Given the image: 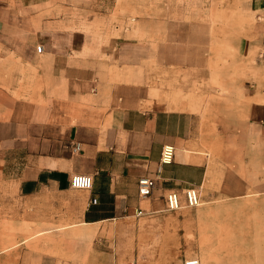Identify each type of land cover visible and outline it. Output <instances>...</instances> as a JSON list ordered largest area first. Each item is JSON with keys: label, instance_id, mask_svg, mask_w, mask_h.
Here are the masks:
<instances>
[{"label": "crops", "instance_id": "obj_1", "mask_svg": "<svg viewBox=\"0 0 264 264\" xmlns=\"http://www.w3.org/2000/svg\"><path fill=\"white\" fill-rule=\"evenodd\" d=\"M73 1L85 10H109V0H21L23 12L0 1V186L24 201L37 200L48 224L84 227L107 247L110 236L120 249L136 247L143 219L163 227L170 221L169 191L206 183L204 132L191 102L172 109L139 80L141 52H126L122 41L104 52V60L77 52L79 35L55 27L76 18L45 14ZM251 2L263 20L257 46L264 58V0ZM252 106L250 135H264V102ZM168 144L176 147V158L160 170ZM77 173L93 177L92 189L72 187ZM142 177L156 180L147 197L139 193Z\"/></svg>", "mask_w": 264, "mask_h": 264}, {"label": "rangeland", "instance_id": "obj_2", "mask_svg": "<svg viewBox=\"0 0 264 264\" xmlns=\"http://www.w3.org/2000/svg\"><path fill=\"white\" fill-rule=\"evenodd\" d=\"M0 1L11 9L21 2ZM251 1L109 0L103 13L73 1L45 10L76 18L75 24L55 27L79 35L77 52L104 60V52L122 41L126 52H141L136 75L161 100L191 102L204 132L206 183L212 189L207 194L199 186L204 204L169 212L164 227L143 219L136 247L120 249L114 237L107 247L101 235L89 236L84 227L46 223L50 218L39 215L37 200L24 201L2 185L0 264H114L119 255L120 264H184L193 257L202 262V243L214 264H264V135L249 131L252 103L264 102V58L257 46L263 20Z\"/></svg>", "mask_w": 264, "mask_h": 264}, {"label": "built area", "instance_id": "obj_3", "mask_svg": "<svg viewBox=\"0 0 264 264\" xmlns=\"http://www.w3.org/2000/svg\"><path fill=\"white\" fill-rule=\"evenodd\" d=\"M43 46H37V51L42 52ZM176 158V147L172 144L165 145L162 150L160 160V170L163 165L173 163ZM71 185L75 189L89 190L93 187V177L89 174H74L71 178ZM156 187V180L152 177H142L139 179V193L142 197L151 195ZM165 199L166 210L176 212L184 206L198 207L201 202V192L199 187L189 186L182 191L171 190ZM96 201V200H95ZM144 210H138L137 214L141 215ZM1 223V220H0ZM184 264H202L199 258L185 259Z\"/></svg>", "mask_w": 264, "mask_h": 264}, {"label": "bare ground", "instance_id": "obj_4", "mask_svg": "<svg viewBox=\"0 0 264 264\" xmlns=\"http://www.w3.org/2000/svg\"><path fill=\"white\" fill-rule=\"evenodd\" d=\"M121 2V1H120ZM119 4V3H118ZM121 4V3H120ZM126 4V3H125ZM127 6V5H126ZM170 103V107H172V109L173 108H175V109H181V110H184L185 109V107H183V106H181V105H179L177 102H169ZM183 152H184V154H185V157L186 158H188V150L187 149H183ZM212 184H211V182H207V183H204L203 185H201L200 186V188L201 189H203L204 191H207V194H209L210 193V191H211V189H212V186H211ZM200 189V190H201ZM204 203L201 201L200 202V205L199 206H202ZM210 209V211H213V210H211V208H209ZM209 213V212H208ZM210 215V213L207 215L206 214V216H209ZM9 228L11 229V226H9ZM88 235L89 236H91V235H93V233H88ZM54 240V239H53ZM52 240V241H53ZM43 244V243H42ZM48 249V248H47ZM58 250V249H57ZM57 250H55V251H57ZM202 250L203 251H205V256H204V258H202V264H214V258H213V254H212V252H211V250L209 249V247L206 245V243H202ZM48 251V250H47ZM49 251H51V250H49ZM48 251V252H49ZM54 251V252H55Z\"/></svg>", "mask_w": 264, "mask_h": 264}]
</instances>
